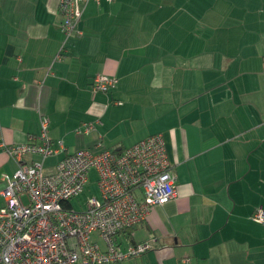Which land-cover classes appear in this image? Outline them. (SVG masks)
<instances>
[{
  "label": "crops",
  "instance_id": "1",
  "mask_svg": "<svg viewBox=\"0 0 264 264\" xmlns=\"http://www.w3.org/2000/svg\"><path fill=\"white\" fill-rule=\"evenodd\" d=\"M62 19L58 0H0V141L47 117L52 172L77 149L161 134L176 196L115 238L149 251L107 264H264V0H89L67 39ZM95 75L115 84L94 91ZM16 167L0 146V186Z\"/></svg>",
  "mask_w": 264,
  "mask_h": 264
},
{
  "label": "built area",
  "instance_id": "2",
  "mask_svg": "<svg viewBox=\"0 0 264 264\" xmlns=\"http://www.w3.org/2000/svg\"><path fill=\"white\" fill-rule=\"evenodd\" d=\"M88 1L58 0L60 28L66 36L75 30ZM114 83V78L95 75L91 86L94 91L106 90ZM46 126L43 118L42 131ZM92 128V122H84L75 132ZM0 146L17 162L0 186V264H104L139 255L151 248V239L122 251L115 243L117 231L142 222L153 206L176 196V176L161 134L120 150L77 149L58 160L52 172L44 171L43 159L61 150V141L55 148L29 141L8 145L0 141ZM36 153L39 161H23ZM91 169L100 196L88 197L85 208L75 210L69 201L83 190ZM252 218L264 223V209Z\"/></svg>",
  "mask_w": 264,
  "mask_h": 264
},
{
  "label": "trees",
  "instance_id": "3",
  "mask_svg": "<svg viewBox=\"0 0 264 264\" xmlns=\"http://www.w3.org/2000/svg\"><path fill=\"white\" fill-rule=\"evenodd\" d=\"M113 0H111V1H109V2H112ZM97 3V2H96ZM85 7V6H84ZM83 10H84V8H83ZM83 12V11H82ZM82 15V14H81ZM81 18V17H80ZM80 20V19H79ZM78 23V22H77ZM73 33H76V34H80L81 32L79 31V30H77V28H76V26H75V30L73 31V32H71L70 34H68L67 36L64 34V38L65 39H67L68 37H70L71 36V34H73ZM64 43V41L62 42V44ZM95 77V76H94ZM109 78V77H108ZM90 84H92V81H91V83ZM115 84V83H114ZM113 87V86H112ZM109 89H111V87L110 88H107L106 90H97V91H100V92H107ZM43 118H45V119H47V126H46V128L44 129V131H42V128H41V120L43 119ZM40 133L36 136V137H33V138H31L30 140H29V142L30 143H33V144H37V145H40V144H43L44 142H46V144H47V146L48 147H54L52 144H53V142L54 141H56V144H57V142L59 141V140H57V139H52V138H50L49 137V135H48V123H49V121H48V118L47 117H45V116H41L40 117ZM42 132H44L45 133V138L43 139V137H41L42 136ZM54 140V141H53ZM57 147V146H56ZM55 148V147H54ZM37 154V153H36ZM39 155V154H38ZM40 156V155H39ZM81 210V209H80ZM131 230V227H124V228H122V229H120V230H118L117 231V234H116V238H118L119 236H120V234L121 235H123V233H127L128 231H130ZM118 236V237H117ZM115 243L116 244H118V245H120V241H117V239H115ZM138 243V242H137ZM136 244V242L135 243H129L128 245L130 246V247H132V246H134ZM123 251V250H122ZM147 251H149V250H147ZM147 251H145V252H147ZM145 252H143V253H145ZM142 254V253H141ZM121 261H123V260H117V261H115V262H121ZM108 263H111V262H108ZM113 263V262H112ZM104 264H107V263H104Z\"/></svg>",
  "mask_w": 264,
  "mask_h": 264
},
{
  "label": "rangeland",
  "instance_id": "4",
  "mask_svg": "<svg viewBox=\"0 0 264 264\" xmlns=\"http://www.w3.org/2000/svg\"><path fill=\"white\" fill-rule=\"evenodd\" d=\"M91 196L97 198L100 196L96 175L92 169L89 171L88 179L84 184L83 190L75 197L71 198L69 204L75 210L83 209L85 208V201Z\"/></svg>",
  "mask_w": 264,
  "mask_h": 264
}]
</instances>
